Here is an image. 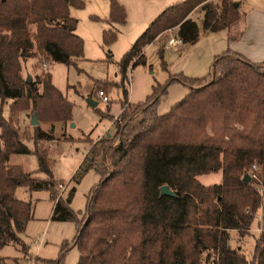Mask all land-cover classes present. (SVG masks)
I'll return each mask as SVG.
<instances>
[{"label": "trees", "instance_id": "trees-1", "mask_svg": "<svg viewBox=\"0 0 264 264\" xmlns=\"http://www.w3.org/2000/svg\"><path fill=\"white\" fill-rule=\"evenodd\" d=\"M107 1V22H124L123 7L117 0ZM233 4L178 0L167 5L121 56L119 85L98 81L94 87L108 91L120 86V107L128 106L125 72L129 64H145L148 44L168 30L182 44L196 42L200 30H224L238 17ZM81 5L80 0H0V105L9 101L8 116L0 111V248L16 245L26 252L19 235L31 218V206L14 196L15 188L23 186L46 190L54 200L50 219L70 221L75 228L70 242H62L57 257L45 260L47 264H62L71 247L78 251L75 264H264V197L251 180L241 181L256 163V179L264 183V61L250 62L228 49L212 58L204 76L177 73L154 85L130 115L122 110L121 121L112 122L111 137L90 143L84 158L90 156L87 168L99 179L85 196L81 215L69 207L73 188L64 198L56 196L42 143L53 140L55 123L71 119V105L52 85L48 70L26 81L21 62L31 58L45 65H75L82 41L74 32L76 19L69 6ZM197 9L199 23L189 17ZM113 36L104 31L103 43ZM157 54L164 67L163 44ZM169 82L183 85L187 93L166 113L157 114L156 104ZM21 113L28 116L27 124H22ZM32 115L36 125L29 124ZM29 140L32 148L25 143ZM26 153L34 154L36 172L43 178L8 163L11 154ZM217 171L218 183L202 185L196 179ZM162 185L173 194L161 195ZM259 208L262 227L246 259L239 248L229 246L228 231L246 234ZM203 251L208 252L201 258Z\"/></svg>", "mask_w": 264, "mask_h": 264}, {"label": "rangeland", "instance_id": "rangeland-1", "mask_svg": "<svg viewBox=\"0 0 264 264\" xmlns=\"http://www.w3.org/2000/svg\"><path fill=\"white\" fill-rule=\"evenodd\" d=\"M80 1L82 2L81 7L69 6V15L76 19L75 33L82 41V56L76 60L75 65L52 62L43 69L41 66L42 62L36 63L35 59L30 58L21 62V75L23 77L29 75L31 80L36 75L48 70L52 84L65 96L71 105V119L64 122L63 126L56 124L53 131L54 140L42 143V148L46 151L45 146L49 147L46 153L55 183H66L62 191H59L56 185L54 186L56 196L64 198L67 192L73 188L69 207L77 212L78 216L84 211L85 196L99 179V175L93 168H87V158L90 159V156L88 155L86 159H83L89 144L95 143L97 139L102 140L108 136L111 137L115 132V125L112 123L115 116L121 117L122 110H125L126 114L130 115L134 106L144 100L154 85L157 83L162 84L170 75L179 73L176 70L178 68V48L168 49L165 46L166 39L173 33L172 30H168L164 37H161L158 42L149 45L144 50L145 64H136L132 67L129 64L125 72L127 81L124 79L128 106H122L121 108L118 101L123 96L120 86H112L108 91H105L101 87H94V83L99 81L119 85L120 74L117 70V63L134 39L146 27V25L143 26V22H140V5H138L137 0H123L127 1L126 6L123 7L125 12L124 22H114L108 25L107 0ZM233 1L238 3L237 1L240 0ZM248 7L264 9V0L240 1L239 9L241 11ZM200 15L201 13L197 9L192 12L191 18L199 23ZM107 30L112 31L114 36L110 42L104 44L102 34ZM160 44H163L162 61L165 64L164 67L161 65L157 54ZM107 51L109 52L108 57ZM207 72L201 76L206 75ZM208 79L207 77L205 81ZM98 90L103 91V94L107 96V102H102L96 96V91ZM186 93L187 88L183 85L177 82H169L165 95L156 104V113H166ZM86 98L96 101L97 105L90 107L86 102ZM8 103L9 101H5L0 105V111L4 117L8 116ZM106 104H108V107L105 109L104 105ZM98 110L105 112V116L101 115ZM23 115L22 124H27L28 116L24 113ZM72 124L74 126H71ZM42 127L46 128V126ZM25 143L28 148L33 147L31 140ZM96 147H99V145L96 144ZM101 158L102 153L96 158V162L99 163ZM9 163L19 165L25 171L31 172L35 177H44L43 173L36 172L37 163L33 153L11 155ZM252 165L255 166L253 168L254 172L256 174L260 173V168L256 163H252L244 173L247 174ZM196 179L202 185L218 183L220 171L199 175ZM250 180L252 186L257 188L260 195L264 197V183L260 179L249 177L248 181ZM14 195L19 200L29 202L31 206L32 216L26 223L23 232L19 235L25 244L27 254L16 245L3 246L0 248V257H2L0 264H27L26 261L33 259L29 258V255L44 259L56 258L61 243L57 235L49 231L40 245L35 242L44 228L46 219L48 220L52 207V200L49 198L48 192L46 190L29 192L25 187L19 186L14 190ZM261 219L262 212L259 208L246 234L240 236L235 230L228 231L229 246L231 248H239V251L246 259L251 257L253 242L260 233L259 227H262L260 225ZM65 225L63 232H72V223L65 222ZM208 251L201 252L200 257L204 258ZM77 258L78 251L75 247H72L64 253L62 264H75Z\"/></svg>", "mask_w": 264, "mask_h": 264}, {"label": "crops", "instance_id": "crops-1", "mask_svg": "<svg viewBox=\"0 0 264 264\" xmlns=\"http://www.w3.org/2000/svg\"><path fill=\"white\" fill-rule=\"evenodd\" d=\"M176 1L178 0H160V1L158 0H137L138 5H140L139 6V9H140L139 15L141 18L140 22H143V26L147 25L151 21V19H153L154 16H156L165 5L171 2H176ZM240 1H237L238 2L237 6L239 5V7H240ZM117 2L122 7H125L127 4V1H123V0H117ZM239 7H238L237 19L234 22H232L226 29L220 30L217 32H209V31L200 30L199 36L196 42L192 44H181L175 47H168V49L178 48V61H177L178 68H176V70H178L179 73H183L185 75L194 76V77L201 76L205 74V72H207V69L209 67V64L212 58L215 55L220 54L227 49L253 62L264 61V9L260 10L254 7H248L245 10L241 11ZM191 14H189V17H191ZM108 25L110 24L108 23ZM156 40L148 44L143 49V54H144V50L149 45L158 42V40L157 41ZM50 80H51V77H50ZM19 117L21 119L24 118L23 113H21ZM56 124L63 126V123H55L54 127ZM71 126H74V125L72 124ZM45 148H46V151H48L49 147L45 146ZM11 155H14V154H11ZM11 155L8 158V163L11 158ZM84 157L83 159L87 158V157L86 158ZM9 164H12V163H9ZM27 190L29 192H34V191H30L29 189ZM53 204H54V200H52V205H51L52 207H53ZM51 209L48 215V220L46 219V223L44 224V228L41 231V234L38 236L37 240H35V242H37L38 245H40L43 242L44 236L49 231H51L54 235H57V238L60 239L61 243L64 241L70 242V240L75 234V228L72 222H71L73 225L72 232L64 233L63 230L66 226L65 222H70V221H56V220L50 219ZM29 256H30L29 258H34L37 264L39 263L47 264L44 262L45 260H52L55 258L54 257V258L44 259V258H39L36 256H31V255ZM26 263L29 264V260L26 261Z\"/></svg>", "mask_w": 264, "mask_h": 264}, {"label": "built area", "instance_id": "built-area-1", "mask_svg": "<svg viewBox=\"0 0 264 264\" xmlns=\"http://www.w3.org/2000/svg\"><path fill=\"white\" fill-rule=\"evenodd\" d=\"M181 44H182V43H181V40H180L178 37H176V36H172V35H170L169 38H167V39H166V42H165V46H167V47H175V46H178V45H181ZM41 66H42V68L44 69L46 65H45V63H42ZM96 96L99 97L100 100H101L102 102H107V96L104 95V94L102 93V91H100V90L96 91ZM114 121L120 122V117H119V116H115V117H114ZM112 122H113V121H112ZM254 167H255V166L252 165V166H251V169L248 171L247 174H248V176H249L250 178H254V179H256V175H255V172H254V170H253ZM65 185H66V183H60V182H59V183H57L56 187H57V189H58L59 191H62V190L64 189ZM29 264H37V262H36V260L33 258V259H31V260L29 261Z\"/></svg>", "mask_w": 264, "mask_h": 264}, {"label": "water", "instance_id": "water-1", "mask_svg": "<svg viewBox=\"0 0 264 264\" xmlns=\"http://www.w3.org/2000/svg\"><path fill=\"white\" fill-rule=\"evenodd\" d=\"M234 6H237V3L236 2H234V4H233ZM26 81H30V77H29V75H26ZM86 102H87V104L90 106V107H94L95 105H96V101H94V100H92V99H90V98H86ZM38 123V121H37V119H36V117L34 116V115H32L31 117H30V119H29V124L30 125H36ZM248 180H249V177H248V175L246 174V173H243L242 174V177H241V181L243 182V183H246V182H248ZM159 193L162 195V194H167V195H172L173 193H172V191L166 186V185H162V186H160L159 187Z\"/></svg>", "mask_w": 264, "mask_h": 264}]
</instances>
